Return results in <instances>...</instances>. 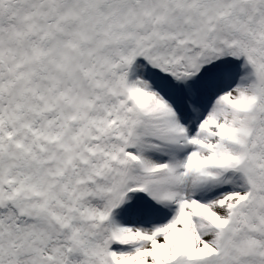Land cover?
Wrapping results in <instances>:
<instances>
[{
    "label": "snow or ice",
    "instance_id": "6c2138e0",
    "mask_svg": "<svg viewBox=\"0 0 264 264\" xmlns=\"http://www.w3.org/2000/svg\"><path fill=\"white\" fill-rule=\"evenodd\" d=\"M0 264H264V0H0Z\"/></svg>",
    "mask_w": 264,
    "mask_h": 264
}]
</instances>
